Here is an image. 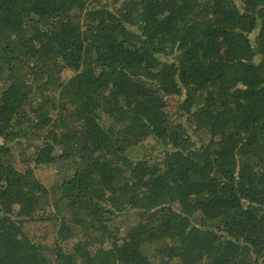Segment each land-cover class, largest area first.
<instances>
[{"label": "trees", "instance_id": "obj_1", "mask_svg": "<svg viewBox=\"0 0 264 264\" xmlns=\"http://www.w3.org/2000/svg\"><path fill=\"white\" fill-rule=\"evenodd\" d=\"M0 264H264V0H0Z\"/></svg>", "mask_w": 264, "mask_h": 264}, {"label": "rangeland", "instance_id": "obj_2", "mask_svg": "<svg viewBox=\"0 0 264 264\" xmlns=\"http://www.w3.org/2000/svg\"><path fill=\"white\" fill-rule=\"evenodd\" d=\"M235 43L242 45L243 47H246V41L242 35H235L234 36ZM67 75H70V71L66 70ZM168 104H171V101L168 100ZM171 105L168 106V109ZM153 146V145H152ZM37 177L42 181L43 184H45L47 187H51L55 184H58L60 182V177L57 175L55 170H53L52 167H44L36 170ZM141 221L139 218L135 215V213H127L119 217L117 220V227H119L124 232V235L128 236L130 233H136L140 229V223Z\"/></svg>", "mask_w": 264, "mask_h": 264}]
</instances>
